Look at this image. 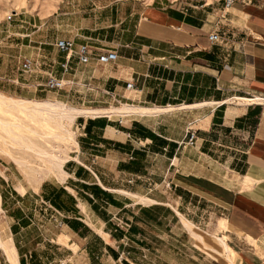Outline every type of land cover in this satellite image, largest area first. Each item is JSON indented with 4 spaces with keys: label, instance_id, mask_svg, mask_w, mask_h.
Masks as SVG:
<instances>
[{
    "label": "crops",
    "instance_id": "obj_1",
    "mask_svg": "<svg viewBox=\"0 0 264 264\" xmlns=\"http://www.w3.org/2000/svg\"><path fill=\"white\" fill-rule=\"evenodd\" d=\"M134 14L129 42L68 37L115 50L116 63L74 59L63 74L61 54L49 75L155 113L78 116L79 154L37 189L0 162L6 262L51 264L43 247L67 264H264V0H152Z\"/></svg>",
    "mask_w": 264,
    "mask_h": 264
},
{
    "label": "rangeland",
    "instance_id": "obj_2",
    "mask_svg": "<svg viewBox=\"0 0 264 264\" xmlns=\"http://www.w3.org/2000/svg\"><path fill=\"white\" fill-rule=\"evenodd\" d=\"M150 1L152 0H0V91L16 98L45 99L63 103L68 107H121L122 105L110 99L105 102V98L87 94L86 87H79L78 94H75L67 83V76L64 78L66 86L63 89L48 88L52 67L62 56L56 49L55 42L61 38L76 37L77 33L78 38L90 36L83 32L97 34L95 36L101 34L99 40L108 46L113 42H120L121 39L129 42L131 34L123 35L121 30L125 26L137 25L138 15H131ZM173 1L190 5H203L206 1H214L215 6H223L226 0ZM240 1L245 0H236V3ZM10 15H13L12 20L8 19ZM25 58L34 62L31 73L20 70V62ZM56 72L57 69H54V77H57ZM112 119L116 117L113 116ZM81 120L80 117L70 123L58 117H38L0 106V162L9 167L17 179L26 180L35 189L46 179L55 180L61 177L65 164L61 170L56 165L55 157L66 163L70 154L72 157L79 154L74 146L75 136L78 142L81 141ZM36 152L46 153L47 156H40ZM18 189L25 191L23 186ZM0 227L4 235H9L4 213L0 216ZM204 230L208 231L206 228ZM209 232L212 233L213 229H209ZM44 252L50 254V260L51 257L55 258L51 264H67L60 262L66 260L65 252H50V249L39 247L38 253L42 259L46 258ZM84 263L86 262L83 259L68 262ZM0 264H9L1 249Z\"/></svg>",
    "mask_w": 264,
    "mask_h": 264
},
{
    "label": "built area",
    "instance_id": "obj_3",
    "mask_svg": "<svg viewBox=\"0 0 264 264\" xmlns=\"http://www.w3.org/2000/svg\"><path fill=\"white\" fill-rule=\"evenodd\" d=\"M236 0H226L225 8H230L234 6ZM13 15L9 16V20H12ZM210 40H215V35L210 36ZM55 47L59 53L65 55V60L61 63V69L63 74H67L71 70V63L74 59H77L79 63L84 65L91 64L94 60L99 65H111L118 61L119 55L115 50H107L103 48L99 43L92 42L91 39L87 40L82 44H77L75 39H57L55 42ZM34 62L32 59L25 58L20 62V70L23 73L33 72ZM48 88L52 90H61L66 84L63 79H58L54 76H50L48 81ZM134 88L132 83H128L127 89ZM252 105V104H251ZM196 133L191 131L190 142L195 140Z\"/></svg>",
    "mask_w": 264,
    "mask_h": 264
},
{
    "label": "bare ground",
    "instance_id": "obj_4",
    "mask_svg": "<svg viewBox=\"0 0 264 264\" xmlns=\"http://www.w3.org/2000/svg\"><path fill=\"white\" fill-rule=\"evenodd\" d=\"M249 101H250V104L259 102L258 99L249 100ZM0 106L5 107L6 109H16L20 112L28 113L31 115H36L38 117H50V116L58 117L60 119L67 120L70 123H73L78 116L84 115V114H91L95 116L115 115V116L126 117V116H131V115H144L145 116V115H152L153 113H155L148 109L141 108V107H135L131 105H123L120 109L113 110L111 112H105V111L88 112L84 110H77V109L70 108L63 103L59 104L56 102H37V101H32V100H24L21 98L9 97L1 93H0ZM162 112H164V110H162L161 113ZM70 138L73 140V137L70 136ZM35 154H38L40 156H45V155L47 156L46 153L40 154L36 152ZM55 160H56V165L62 170L65 161L58 159L57 157H55ZM1 212H2V207H1V196H0V213ZM3 237H6V236L0 231V238L4 239Z\"/></svg>",
    "mask_w": 264,
    "mask_h": 264
}]
</instances>
